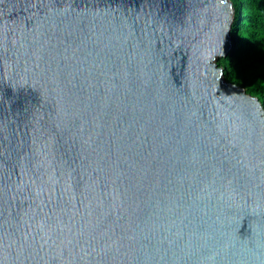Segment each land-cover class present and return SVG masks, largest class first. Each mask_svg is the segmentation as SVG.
I'll use <instances>...</instances> for the list:
<instances>
[{
	"label": "water",
	"instance_id": "obj_1",
	"mask_svg": "<svg viewBox=\"0 0 264 264\" xmlns=\"http://www.w3.org/2000/svg\"><path fill=\"white\" fill-rule=\"evenodd\" d=\"M231 0H0V264H264V109L224 76Z\"/></svg>",
	"mask_w": 264,
	"mask_h": 264
},
{
	"label": "trees",
	"instance_id": "obj_2",
	"mask_svg": "<svg viewBox=\"0 0 264 264\" xmlns=\"http://www.w3.org/2000/svg\"><path fill=\"white\" fill-rule=\"evenodd\" d=\"M232 46L217 59L227 80L257 97L264 109V0H231Z\"/></svg>",
	"mask_w": 264,
	"mask_h": 264
}]
</instances>
